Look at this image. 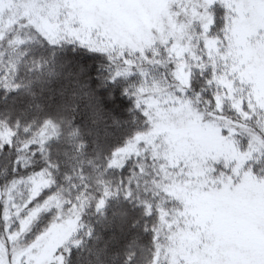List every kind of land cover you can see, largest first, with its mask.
Here are the masks:
<instances>
[{
  "label": "snow or ice",
  "instance_id": "snow-or-ice-1",
  "mask_svg": "<svg viewBox=\"0 0 264 264\" xmlns=\"http://www.w3.org/2000/svg\"><path fill=\"white\" fill-rule=\"evenodd\" d=\"M0 264H264V0H0Z\"/></svg>",
  "mask_w": 264,
  "mask_h": 264
},
{
  "label": "rangeland",
  "instance_id": "rangeland-1",
  "mask_svg": "<svg viewBox=\"0 0 264 264\" xmlns=\"http://www.w3.org/2000/svg\"><path fill=\"white\" fill-rule=\"evenodd\" d=\"M161 123L164 127H172L176 132V138L181 149L190 147V141L188 139L189 136L192 137L193 140L199 141L201 144H206L208 142V137L201 135L195 131L187 132L191 126V122L186 121L184 118H178L177 121H173L166 113L161 116Z\"/></svg>",
  "mask_w": 264,
  "mask_h": 264
},
{
  "label": "trees",
  "instance_id": "trees-1",
  "mask_svg": "<svg viewBox=\"0 0 264 264\" xmlns=\"http://www.w3.org/2000/svg\"><path fill=\"white\" fill-rule=\"evenodd\" d=\"M68 54H69L70 56L73 55V53H72V51H71V47H69V49H68ZM89 55H90V54L87 53L85 50H78V51L75 53L76 58H79V57H81V56H83V57H85V58H88ZM54 87H55V86H54ZM123 103H124L125 109H126L127 107L131 106V101H130V99L127 98V97H124V98H123ZM125 115H126V113H125ZM130 210H131V209H130Z\"/></svg>",
  "mask_w": 264,
  "mask_h": 264
}]
</instances>
